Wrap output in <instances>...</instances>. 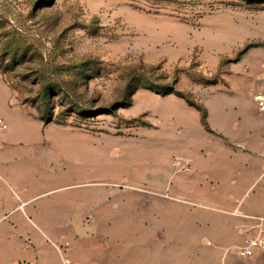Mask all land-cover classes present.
Wrapping results in <instances>:
<instances>
[{
    "label": "rangeland",
    "instance_id": "obj_1",
    "mask_svg": "<svg viewBox=\"0 0 264 264\" xmlns=\"http://www.w3.org/2000/svg\"><path fill=\"white\" fill-rule=\"evenodd\" d=\"M223 85L264 88V0H0L8 131L24 135L26 112L39 120L50 169L71 174L65 190L111 194L132 242L158 220L145 200L173 184L196 116L213 132L206 101ZM111 231L98 229L104 243Z\"/></svg>",
    "mask_w": 264,
    "mask_h": 264
},
{
    "label": "crops",
    "instance_id": "obj_2",
    "mask_svg": "<svg viewBox=\"0 0 264 264\" xmlns=\"http://www.w3.org/2000/svg\"><path fill=\"white\" fill-rule=\"evenodd\" d=\"M244 89L213 88L206 101L213 132L194 117L198 140L189 154L182 151L173 184L158 200H145L158 220H148L135 242L129 231L119 234L111 194L65 190L61 183L71 174L50 169L39 120L26 112L20 135L8 131L0 114V264H64V257L72 264H264L263 249L247 258L237 253L248 240L264 238V116ZM167 193L182 204L168 207ZM104 227L112 229L105 243L98 234Z\"/></svg>",
    "mask_w": 264,
    "mask_h": 264
},
{
    "label": "built area",
    "instance_id": "obj_3",
    "mask_svg": "<svg viewBox=\"0 0 264 264\" xmlns=\"http://www.w3.org/2000/svg\"><path fill=\"white\" fill-rule=\"evenodd\" d=\"M253 101L257 111L264 116V88L257 90L253 93ZM5 128V122L0 116V135L2 134ZM264 250V238H254L247 241L243 246L238 247L237 253L244 257H251L254 255L256 250ZM64 264H72L70 258H63Z\"/></svg>",
    "mask_w": 264,
    "mask_h": 264
},
{
    "label": "trees",
    "instance_id": "obj_4",
    "mask_svg": "<svg viewBox=\"0 0 264 264\" xmlns=\"http://www.w3.org/2000/svg\"><path fill=\"white\" fill-rule=\"evenodd\" d=\"M207 124V123H206Z\"/></svg>",
    "mask_w": 264,
    "mask_h": 264
}]
</instances>
